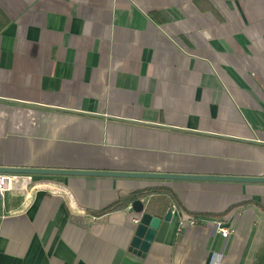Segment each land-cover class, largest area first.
<instances>
[{
  "label": "crops",
  "instance_id": "1",
  "mask_svg": "<svg viewBox=\"0 0 264 264\" xmlns=\"http://www.w3.org/2000/svg\"><path fill=\"white\" fill-rule=\"evenodd\" d=\"M0 167L264 177V0H0ZM32 179L0 264H264V185ZM138 192L174 213L146 259Z\"/></svg>",
  "mask_w": 264,
  "mask_h": 264
},
{
  "label": "water",
  "instance_id": "2",
  "mask_svg": "<svg viewBox=\"0 0 264 264\" xmlns=\"http://www.w3.org/2000/svg\"><path fill=\"white\" fill-rule=\"evenodd\" d=\"M0 175H46V176H77L102 177L121 179H142L167 182H198L236 185H264V177H250L238 175H192V174H161V173H135L111 172L92 170H54L0 167ZM147 204L141 199L133 202L132 210L138 216L137 223L132 228V238L128 253L140 259H146L155 244H162L169 233L174 220L172 208L167 210L164 217L149 211Z\"/></svg>",
  "mask_w": 264,
  "mask_h": 264
},
{
  "label": "built area",
  "instance_id": "3",
  "mask_svg": "<svg viewBox=\"0 0 264 264\" xmlns=\"http://www.w3.org/2000/svg\"><path fill=\"white\" fill-rule=\"evenodd\" d=\"M17 176H21V177H16V176H3L0 178V194L2 193V191H11L15 188H17V184H19V186H22L23 183L26 184H31L33 179L31 175H17ZM190 225V226H195L198 224L196 219H182L179 223V229L181 230L185 225ZM222 224L218 223V228H219V232L222 234L223 237L227 238L228 236H230L231 234L234 233L233 230L229 229V228H225L222 227Z\"/></svg>",
  "mask_w": 264,
  "mask_h": 264
},
{
  "label": "trees",
  "instance_id": "4",
  "mask_svg": "<svg viewBox=\"0 0 264 264\" xmlns=\"http://www.w3.org/2000/svg\"><path fill=\"white\" fill-rule=\"evenodd\" d=\"M147 195V192H138V193H134L128 200L132 201V203L138 199L143 198V196ZM123 201H118L116 204L112 205L110 208H108L106 210V212H113L116 211L118 209H120L121 207H123Z\"/></svg>",
  "mask_w": 264,
  "mask_h": 264
}]
</instances>
